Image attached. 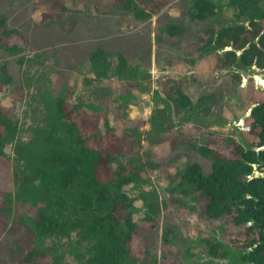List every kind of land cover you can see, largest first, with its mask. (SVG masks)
<instances>
[{"label":"rangeland","instance_id":"rangeland-1","mask_svg":"<svg viewBox=\"0 0 264 264\" xmlns=\"http://www.w3.org/2000/svg\"><path fill=\"white\" fill-rule=\"evenodd\" d=\"M214 1L223 6V18L234 19L227 0ZM42 2L0 0L8 28L19 35L12 41L22 47L21 53L0 50V106L12 108L19 126L0 163V264H26L31 250L42 251L44 260L34 258L30 264L85 262L77 235H35L29 221L35 209L20 194L14 173L24 144L45 125L58 96L98 113L101 133L127 135L123 157L114 166L128 164L136 177L123 187L138 226L133 264H234L241 250L239 229L203 217L196 194L179 185L180 171L188 162L209 171V159L193 143L211 142L215 135L247 143L250 137L241 130L248 128L253 94L264 88V72L254 65L242 68L237 84L229 71L210 61L192 63L202 24L192 20L183 0L147 19L120 9L99 13L79 0H66L68 10L58 14ZM170 25L177 27V36L169 34ZM95 50L104 54L98 64L90 60ZM170 79L181 83L193 102L204 93H212L213 99L206 108H180L162 92ZM214 242L215 256L208 249Z\"/></svg>","mask_w":264,"mask_h":264},{"label":"trees","instance_id":"trees-1","mask_svg":"<svg viewBox=\"0 0 264 264\" xmlns=\"http://www.w3.org/2000/svg\"><path fill=\"white\" fill-rule=\"evenodd\" d=\"M79 1L91 3L99 13L120 9L147 19L178 0ZM65 2L43 0L42 4L62 14L68 10ZM183 2L192 20L202 24L193 43L192 63L210 61L217 69L229 71L237 84L242 68L254 65L264 72V0H227L234 19L223 18V6L214 0ZM168 31L171 36L178 34L174 25ZM14 35L18 32L8 28L7 17L0 12V50L22 52L21 45L12 41ZM90 60L102 62L103 51L92 52ZM2 74L8 82L5 65ZM162 92L167 100L190 111L206 108L213 99L212 93H204L193 102L183 85L172 79L163 84ZM249 109L248 128L241 130L250 137L246 144L216 135L211 142L193 143L209 159V171L204 172L197 162H188L180 171L179 185L196 194L203 217L239 229L241 250L234 264H264V88L253 94ZM99 120V114L88 113L82 103L56 97L45 125L35 129L24 144L14 173L19 176L20 194L35 209L29 221L37 237L77 235L86 250L84 264H133L138 226L132 199L123 187L136 177L128 164L114 166L123 157L127 135H115L114 130L101 133ZM18 129L12 108L0 106V163L7 158L5 146ZM215 244H208L214 256ZM38 257L43 261V252L31 250L24 262L30 264Z\"/></svg>","mask_w":264,"mask_h":264},{"label":"water","instance_id":"water-1","mask_svg":"<svg viewBox=\"0 0 264 264\" xmlns=\"http://www.w3.org/2000/svg\"><path fill=\"white\" fill-rule=\"evenodd\" d=\"M250 111H251V110H249V112L247 113V115H249V114H250Z\"/></svg>","mask_w":264,"mask_h":264}]
</instances>
